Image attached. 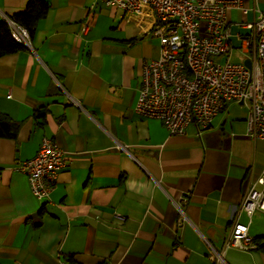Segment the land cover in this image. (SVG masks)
I'll list each match as a JSON object with an SVG mask.
<instances>
[{"label":"crops","instance_id":"1","mask_svg":"<svg viewBox=\"0 0 264 264\" xmlns=\"http://www.w3.org/2000/svg\"><path fill=\"white\" fill-rule=\"evenodd\" d=\"M44 1L29 46L0 56V113L18 123L0 136V264H212L232 222H248L239 203L264 173V138L246 134V106L228 102L201 135L193 122L169 134L133 110L142 62L159 53L151 11ZM26 2L0 0V19ZM241 3L245 12L226 10L231 23L264 9V0ZM43 136L68 163L40 200L13 166ZM248 234L264 235V212L251 215ZM223 260L264 264V252L230 246Z\"/></svg>","mask_w":264,"mask_h":264},{"label":"built area","instance_id":"2","mask_svg":"<svg viewBox=\"0 0 264 264\" xmlns=\"http://www.w3.org/2000/svg\"><path fill=\"white\" fill-rule=\"evenodd\" d=\"M100 1L124 13L151 11L154 17L152 34L158 38L159 53L142 62L135 113L159 119L169 134L184 133L193 122L201 135L228 102L242 101L247 110L246 134L264 138V9H252L251 20L231 23L226 10L245 12L241 0ZM6 21L14 40L29 46L28 31L9 18ZM232 24L245 33L233 32ZM86 28L82 25L81 31ZM67 163L56 142L43 136L35 155L17 160L13 168L25 174L30 192L41 200L48 196L59 170ZM183 200L181 197L180 202ZM180 202L175 207L178 221L184 222ZM239 209L248 222L254 211L264 212V173L248 181ZM248 222H232L222 248L208 255L212 264H224L227 247L257 248L248 234Z\"/></svg>","mask_w":264,"mask_h":264},{"label":"trees","instance_id":"3","mask_svg":"<svg viewBox=\"0 0 264 264\" xmlns=\"http://www.w3.org/2000/svg\"><path fill=\"white\" fill-rule=\"evenodd\" d=\"M48 4L44 0H27L24 9L10 16V19L23 26L29 33L30 38L34 33L36 23L43 18L47 12ZM24 49V45L18 43L10 33V27L5 19H0V56ZM44 110L38 109L35 116H43ZM18 123L0 113V136L13 137ZM258 250L264 252V235L254 239ZM71 262V257L66 258Z\"/></svg>","mask_w":264,"mask_h":264},{"label":"water","instance_id":"4","mask_svg":"<svg viewBox=\"0 0 264 264\" xmlns=\"http://www.w3.org/2000/svg\"><path fill=\"white\" fill-rule=\"evenodd\" d=\"M243 62H244V64H245V65H247V66L249 65V62H248V60H247V59H244V61H243ZM239 103H242V101H239Z\"/></svg>","mask_w":264,"mask_h":264},{"label":"rangeland","instance_id":"5","mask_svg":"<svg viewBox=\"0 0 264 264\" xmlns=\"http://www.w3.org/2000/svg\"><path fill=\"white\" fill-rule=\"evenodd\" d=\"M237 45V44H236ZM238 46V45H237ZM221 59V58H220Z\"/></svg>","mask_w":264,"mask_h":264}]
</instances>
